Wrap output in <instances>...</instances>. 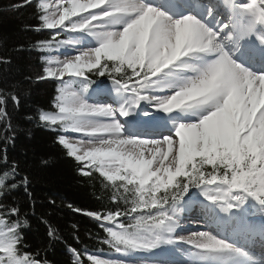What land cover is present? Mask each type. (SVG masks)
Instances as JSON below:
<instances>
[{"label":"snow or ice","instance_id":"6c2138e0","mask_svg":"<svg viewBox=\"0 0 264 264\" xmlns=\"http://www.w3.org/2000/svg\"><path fill=\"white\" fill-rule=\"evenodd\" d=\"M35 3L32 30L50 31L34 46L45 53L36 81L56 87L52 110L35 108L24 120L53 133L80 175L95 171L120 181L113 186L115 211L67 205L100 222L102 243L111 249L102 259L103 249L69 246L72 264H132L113 256L133 253L152 255L141 264H174L169 253L176 245L189 246L199 264H254L255 250H264V0ZM32 4L23 0L13 9ZM176 68L188 74L170 80ZM22 101L16 84L0 87V264H51L24 250L29 219L17 197L22 189L32 199L31 181L9 153ZM174 110L180 112L159 115ZM163 120L172 122L170 131L159 130ZM120 189L131 193L123 208ZM193 207L216 234H181L200 222ZM42 222L57 239L54 226ZM239 224L258 237L247 249L231 230Z\"/></svg>","mask_w":264,"mask_h":264},{"label":"trees","instance_id":"16d2710c","mask_svg":"<svg viewBox=\"0 0 264 264\" xmlns=\"http://www.w3.org/2000/svg\"><path fill=\"white\" fill-rule=\"evenodd\" d=\"M22 2L0 0V59L11 61L7 65L0 64V87L5 82L16 84L23 97L20 112L14 113L18 139L15 147L9 148V153L21 164L22 174L28 175L31 181L32 199L28 200L22 189L17 197L29 219L25 229L28 247L24 250L39 252L40 257L50 260L51 264H72L69 246L78 251L87 248L90 253L99 249L106 252L109 247L102 243L107 234L101 225L67 205L89 212L115 211L117 203L113 200V186L119 183L109 181L95 171L91 176L80 175L77 162L55 143L53 133L24 120L23 113L35 108L52 110L56 85L49 80L36 81V76L43 71L42 56L45 53L34 46L38 41L50 39V32L32 30L38 23L35 0L31 6L13 9V5ZM117 195L122 197L118 206L125 207L124 198L130 199L131 193L120 189ZM50 200L56 203L51 204ZM42 219L54 226L57 239L47 236V225Z\"/></svg>","mask_w":264,"mask_h":264},{"label":"bare ground","instance_id":"6f19581e","mask_svg":"<svg viewBox=\"0 0 264 264\" xmlns=\"http://www.w3.org/2000/svg\"><path fill=\"white\" fill-rule=\"evenodd\" d=\"M150 3H160V0H149ZM213 22H215V18H213ZM65 50L61 49V53H63ZM55 56H58V53H53ZM64 58V57H63ZM189 62H193L196 63L197 61L195 60H190ZM250 70H255V69H250ZM186 74H188L187 70L185 69H181V68H176L174 70V75L172 77H169L170 80H175L178 77H183ZM167 91V90H165ZM154 94H160L162 95L163 93H154ZM180 112V110H174V112L172 114H165L163 112H161L159 115L161 117L167 116V115H177ZM171 121L170 120H163L162 121V125L160 127V131L162 132H166V131H170L171 128ZM75 135L76 134H69V139H75ZM166 147V146H165ZM145 157L148 158V153L145 152ZM169 160H171V156L169 157ZM169 161H165V163L167 164ZM200 199H203L202 197ZM198 211H202L200 209H198L197 207H193L192 208V214H193V218L196 220H199V223H188L184 229V231L181 234H185L188 235L189 231H198V230H209V231H213V234H216L214 229H209V228H204V225L200 224L203 222L202 217L200 216H196V213ZM251 212V209H250ZM249 220H259V217H257L254 214H250L248 217ZM236 228L233 230L236 232L238 238L241 241V246L245 247L247 249V242L249 241H255L256 240V235L254 232L250 231L249 229H247V231H244V227H246L247 225L245 224H239V225H235ZM255 238V239H254ZM171 251L175 252V257L172 258L174 261V264H199V262L195 261L192 256H191V249L189 246L187 245H176ZM111 252V251H110ZM147 253H133L129 256H118V255H114L113 258L115 259H121V260H129L130 262H132V264H141L142 261H146L147 259ZM177 261V262H175Z\"/></svg>","mask_w":264,"mask_h":264},{"label":"rangeland","instance_id":"374dc122","mask_svg":"<svg viewBox=\"0 0 264 264\" xmlns=\"http://www.w3.org/2000/svg\"><path fill=\"white\" fill-rule=\"evenodd\" d=\"M45 2H49V0H45ZM60 53H61V50H60ZM60 53H58L59 55H58V57L60 58V59H63V55H61ZM52 55L53 56H55L53 53H52ZM117 182H119L120 183V181H117ZM98 222V221H97ZM98 223H100V222H98ZM104 223H110V222H107V221H105ZM109 252H104V253H98L99 255H100V257L102 258V259H104V258H108V254Z\"/></svg>","mask_w":264,"mask_h":264}]
</instances>
